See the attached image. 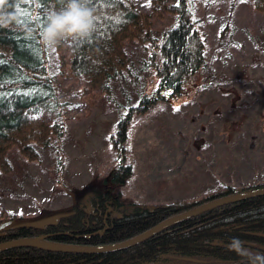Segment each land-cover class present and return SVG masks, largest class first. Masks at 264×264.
<instances>
[{
    "label": "trees",
    "instance_id": "1",
    "mask_svg": "<svg viewBox=\"0 0 264 264\" xmlns=\"http://www.w3.org/2000/svg\"><path fill=\"white\" fill-rule=\"evenodd\" d=\"M67 2L7 0L4 6L5 12L16 15L11 23L0 26V172L11 171L7 159L11 147L30 162L42 160L44 151H52L54 156L60 153L57 138L67 126L62 112L67 102L61 97L56 75L80 77L89 89H105L109 94V82L125 71L129 73L130 56L125 48L131 42L146 53L144 69H153L159 77L158 93L152 96L143 88L133 103L127 99L119 114L110 136L116 154L110 169V188L43 223L0 226V243L43 237L69 246L117 245L164 220L235 194L237 189L225 187L191 199L146 208L131 204L121 210L126 201L115 187L125 183L133 172L125 148L129 124L157 99H165L163 91L172 99L186 94L206 68L204 41L193 24V0H150L156 16L166 13L173 17L159 35L154 33L152 16L140 11L131 0H87L97 18L96 30L86 40L66 38L52 47L60 50L58 56L62 57L53 73L42 31L48 13L65 8ZM252 4L256 10L264 11V0H252ZM41 114L52 117L46 119ZM258 189H264V181L260 185L248 183L240 190ZM251 261L264 264V194L187 217L112 252H61L26 246L0 250V264H252Z\"/></svg>",
    "mask_w": 264,
    "mask_h": 264
},
{
    "label": "rangeland",
    "instance_id": "2",
    "mask_svg": "<svg viewBox=\"0 0 264 264\" xmlns=\"http://www.w3.org/2000/svg\"><path fill=\"white\" fill-rule=\"evenodd\" d=\"M131 1L152 16L155 35L173 20L166 13L156 16L150 0ZM192 7L206 68L186 94L172 99L166 91L165 99L129 124L125 148L133 172L115 187L128 202L122 211L131 204L154 207L225 187L245 193L243 185L264 181V11L252 0H193ZM59 51L47 48L53 73L61 64ZM125 51L129 73L109 82V94L89 89L80 77L56 75L67 102L62 109L67 126L57 138L61 151L56 156L44 151L42 160L30 162L16 147L8 150L11 171L0 172V219L57 217L112 186L116 154L110 136L119 114L143 88L158 93L159 77L144 69L146 53L131 42Z\"/></svg>",
    "mask_w": 264,
    "mask_h": 264
},
{
    "label": "water",
    "instance_id": "3",
    "mask_svg": "<svg viewBox=\"0 0 264 264\" xmlns=\"http://www.w3.org/2000/svg\"><path fill=\"white\" fill-rule=\"evenodd\" d=\"M164 94H166V91H164ZM260 194H264V189H258V190L249 191L245 193L235 194V195L209 201L187 212H184L182 214H179L177 216L164 220L158 223L157 225H155L154 227L146 230L145 232L129 240L118 243L117 245L103 246V247L69 246V245L52 243V242L46 241L43 237H37V238H19V239L0 243V250L9 248V247H14V246H26V247H36V248L49 250V251H61V252H81V253L112 252V251L130 247L144 240L145 238L159 232L163 228L170 226L178 221H181L187 217L199 214L201 212L215 208L217 206H221L226 203L234 202L237 200L245 199V198L260 195ZM49 215H54V214H49ZM49 215L46 217H41L40 219H37V220L14 219L11 221H3L0 223V226H6V225L7 226H13V225L27 226L28 224H31L34 222L43 223L45 219L55 217V216H49Z\"/></svg>",
    "mask_w": 264,
    "mask_h": 264
},
{
    "label": "clouds",
    "instance_id": "4",
    "mask_svg": "<svg viewBox=\"0 0 264 264\" xmlns=\"http://www.w3.org/2000/svg\"><path fill=\"white\" fill-rule=\"evenodd\" d=\"M6 3L7 0H0V26L11 23L16 15L4 11ZM96 19L87 0H68L65 8L48 13L42 31L43 43L52 48L66 38L86 40L96 30Z\"/></svg>",
    "mask_w": 264,
    "mask_h": 264
},
{
    "label": "bare ground",
    "instance_id": "5",
    "mask_svg": "<svg viewBox=\"0 0 264 264\" xmlns=\"http://www.w3.org/2000/svg\"><path fill=\"white\" fill-rule=\"evenodd\" d=\"M125 249V248H124Z\"/></svg>",
    "mask_w": 264,
    "mask_h": 264
}]
</instances>
